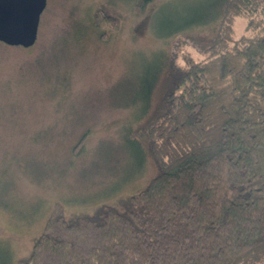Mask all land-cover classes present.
Masks as SVG:
<instances>
[{"label":"trees","instance_id":"1","mask_svg":"<svg viewBox=\"0 0 264 264\" xmlns=\"http://www.w3.org/2000/svg\"><path fill=\"white\" fill-rule=\"evenodd\" d=\"M245 16L252 35L235 39ZM217 19L203 56L162 60L137 104L129 139L155 166L148 184L91 214L57 203L19 264H264V0H216L171 32Z\"/></svg>","mask_w":264,"mask_h":264},{"label":"rangeland","instance_id":"2","mask_svg":"<svg viewBox=\"0 0 264 264\" xmlns=\"http://www.w3.org/2000/svg\"><path fill=\"white\" fill-rule=\"evenodd\" d=\"M214 1L155 0L141 14L129 0H47L33 47L0 42V260L26 258L57 203L91 214L148 184L155 166L129 139L137 104L162 60L203 56L196 43L220 20L171 31Z\"/></svg>","mask_w":264,"mask_h":264},{"label":"water","instance_id":"3","mask_svg":"<svg viewBox=\"0 0 264 264\" xmlns=\"http://www.w3.org/2000/svg\"><path fill=\"white\" fill-rule=\"evenodd\" d=\"M46 6L47 0H0V42L33 47Z\"/></svg>","mask_w":264,"mask_h":264}]
</instances>
